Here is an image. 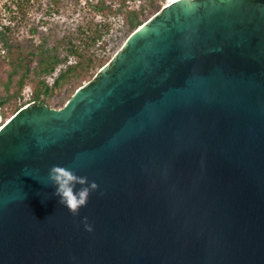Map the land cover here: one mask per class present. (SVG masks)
Returning a JSON list of instances; mask_svg holds the SVG:
<instances>
[{
    "label": "water",
    "instance_id": "water-1",
    "mask_svg": "<svg viewBox=\"0 0 264 264\" xmlns=\"http://www.w3.org/2000/svg\"><path fill=\"white\" fill-rule=\"evenodd\" d=\"M33 106L0 128V264H264V0L171 2ZM53 166L97 186L75 215Z\"/></svg>",
    "mask_w": 264,
    "mask_h": 264
},
{
    "label": "rangeland",
    "instance_id": "rangeland-1",
    "mask_svg": "<svg viewBox=\"0 0 264 264\" xmlns=\"http://www.w3.org/2000/svg\"><path fill=\"white\" fill-rule=\"evenodd\" d=\"M98 1L59 0L55 10L49 8L50 0H42L41 2L35 0L32 3L28 20L22 24L19 30L14 32L10 41L7 43L4 36H0V101L2 97L8 96L7 90H10V93L15 91L16 82L21 77L27 76L28 85L23 90L24 99L20 103L27 104L29 102L33 91L40 85V80L47 77L44 70L40 69L39 64H42L41 68H47L48 65L51 66L52 59L56 60V56L58 61L64 59L66 41L77 37L76 34L89 19L101 20L99 16L95 15L93 9V5L95 6ZM155 1L162 7L161 10L172 2V0ZM7 2V0H0V30L10 23L9 14L5 11V3ZM151 2L152 0H127L126 9L138 11ZM117 5L115 6L117 7ZM154 16L150 17L149 20ZM110 21L113 23V28L108 37L107 55L110 56V59L105 66L123 49L129 38H126L128 29L123 25L121 15L117 14L110 17ZM33 29L37 30L36 34H33ZM4 44H6V48H4ZM62 66L65 65L62 64ZM104 67L98 68L92 77L85 79L75 89L70 84L71 79L75 76V72H73L61 85L55 87V94L51 98H47L50 103V107H47L57 111L64 109L78 90L90 83ZM57 76L58 71L53 76L48 77L50 85L54 83ZM60 101H65V106L62 108H59ZM15 106L13 102L7 103L3 109L0 106V128L15 115ZM4 115H6V119H4Z\"/></svg>",
    "mask_w": 264,
    "mask_h": 264
},
{
    "label": "trees",
    "instance_id": "trees-1",
    "mask_svg": "<svg viewBox=\"0 0 264 264\" xmlns=\"http://www.w3.org/2000/svg\"><path fill=\"white\" fill-rule=\"evenodd\" d=\"M5 3V11L9 14L10 23L7 27L0 30V36L3 35L8 43L14 32L19 30L24 22L28 20L29 12L32 7V3L35 0H7ZM42 0H36L41 2ZM59 0H50L49 8L55 10ZM127 0H99L96 5H93V9L96 16H99L101 20L97 21V18L89 19L76 34L77 37L66 41V54L64 59L55 57L52 59L51 66L47 68H41L44 70L47 77H44L39 82V86L35 88L32 93V98L27 104L20 103L24 99L23 90L28 85V77H21L16 82L15 91L10 93L7 90L8 96L2 97L0 106L3 107L9 103H15L14 114L18 113L22 108L26 107L30 103H34V108L40 109L44 106L50 107V103L47 98H51L55 94V87L61 85L66 78L71 76L75 72V76L71 79L70 84L75 89L85 79L92 77L93 74L102 68L109 61L110 56L107 55L109 40L108 37L113 28V23L110 21V17L115 15H121L123 25L127 27L126 38H128L136 29L145 24L150 17L157 14L161 10V6L157 1L152 2L138 11H128L126 8ZM116 4L117 7L115 6ZM50 9V10H51ZM43 23H45L43 21ZM37 30L33 29V34H36ZM6 48V44H4ZM101 54V55H100ZM107 55V57H106ZM101 56V57H100ZM71 60V61H70ZM62 64L65 66L63 67ZM58 71V76L55 77L52 85L48 82V77L53 76ZM12 80V79H11ZM65 106V101H60L59 108ZM1 115V112H0ZM6 119V115H4Z\"/></svg>",
    "mask_w": 264,
    "mask_h": 264
},
{
    "label": "clouds",
    "instance_id": "clouds-1",
    "mask_svg": "<svg viewBox=\"0 0 264 264\" xmlns=\"http://www.w3.org/2000/svg\"><path fill=\"white\" fill-rule=\"evenodd\" d=\"M48 181L56 189L60 201L74 215L87 203L90 189L97 187L94 182L88 185L87 178L78 176L71 168L59 166H53L49 170ZM77 184L81 185L79 189Z\"/></svg>",
    "mask_w": 264,
    "mask_h": 264
},
{
    "label": "bare ground",
    "instance_id": "bare-ground-1",
    "mask_svg": "<svg viewBox=\"0 0 264 264\" xmlns=\"http://www.w3.org/2000/svg\"><path fill=\"white\" fill-rule=\"evenodd\" d=\"M174 1H177V0H172V2H174Z\"/></svg>",
    "mask_w": 264,
    "mask_h": 264
},
{
    "label": "built area",
    "instance_id": "built-area-1",
    "mask_svg": "<svg viewBox=\"0 0 264 264\" xmlns=\"http://www.w3.org/2000/svg\"><path fill=\"white\" fill-rule=\"evenodd\" d=\"M129 3H131V1H128Z\"/></svg>",
    "mask_w": 264,
    "mask_h": 264
}]
</instances>
